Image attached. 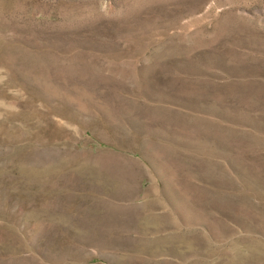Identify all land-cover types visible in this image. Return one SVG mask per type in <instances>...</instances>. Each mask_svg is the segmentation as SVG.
I'll return each instance as SVG.
<instances>
[{
	"label": "rangeland",
	"instance_id": "obj_1",
	"mask_svg": "<svg viewBox=\"0 0 264 264\" xmlns=\"http://www.w3.org/2000/svg\"><path fill=\"white\" fill-rule=\"evenodd\" d=\"M0 264H264V0H0Z\"/></svg>",
	"mask_w": 264,
	"mask_h": 264
}]
</instances>
